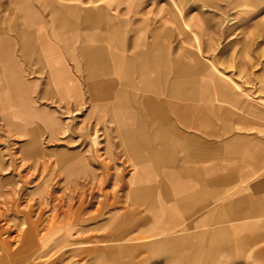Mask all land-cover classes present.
Listing matches in <instances>:
<instances>
[{
  "label": "crops",
  "instance_id": "obj_1",
  "mask_svg": "<svg viewBox=\"0 0 264 264\" xmlns=\"http://www.w3.org/2000/svg\"><path fill=\"white\" fill-rule=\"evenodd\" d=\"M127 1L43 0L35 6L30 0H8L13 10L0 15V112L11 108L20 115L14 126L29 139L20 153L41 156L43 131L52 136L59 126L50 122L57 109L75 115L90 108L99 118V130L107 132L104 145L109 159L139 164L132 172L134 183L125 192L145 212H110L105 220L113 232L110 240L127 239L130 228L140 227L151 239L146 246L158 255L191 247L190 264H216L223 255L249 248L252 257L264 263V222L247 219L253 203L247 193H264V180L249 184V192L224 196L228 178L208 177L224 169L215 160L238 156L246 161L257 153L236 141V135L228 141L207 142L193 132L201 129L218 136L228 129L229 119L241 124L248 117L263 126L264 113L245 106L241 94L222 76L212 77L216 93L205 96L202 91L209 86L197 77L203 64L172 51L166 22L142 17L136 26L131 17L111 11ZM171 18L179 23L175 15ZM8 19L12 21L6 23ZM214 118L225 126L217 127ZM113 149L118 151L115 157ZM145 163L155 164L156 170H144ZM77 167L73 164L72 169ZM217 210L224 213L210 222ZM9 220L12 227L16 225ZM229 220L240 221L226 223ZM56 231L42 233L37 240L30 223L26 230L29 242L37 240L44 247ZM4 236L7 243L17 237ZM67 237L64 234L61 240ZM104 249L100 256L120 248ZM0 263L20 264V260L14 251H0Z\"/></svg>",
  "mask_w": 264,
  "mask_h": 264
},
{
  "label": "rangeland",
  "instance_id": "obj_2",
  "mask_svg": "<svg viewBox=\"0 0 264 264\" xmlns=\"http://www.w3.org/2000/svg\"><path fill=\"white\" fill-rule=\"evenodd\" d=\"M30 1L37 6L43 0ZM84 2L91 4L94 0ZM7 9L9 13L13 7L8 0H0V15ZM111 11L131 17L136 26H140L142 17L166 22L170 28L167 43L172 51L184 52L187 59L192 56L196 63L203 64L205 69L197 77L209 86L202 91L205 96L215 95L212 77L222 76L229 87L241 94L245 106L264 113V0L186 3L176 0L175 5L173 0H144L139 4L128 0ZM174 15L179 25L172 21ZM17 21L21 23L22 19ZM18 115L11 108L0 112V188L5 193L0 195V210L4 213L0 226H4L7 218L16 221L13 227L9 223L6 234L17 236L8 246L19 257L20 264H190L191 247L158 255L146 246L151 239L146 238V232L140 227L130 228L127 239L110 240L113 232L105 221L110 212L125 209L145 212L142 206L132 204L125 192L130 183H134L132 172L139 169V164L109 159L107 145H104L108 141L107 132L99 130V118L90 108L84 107L75 115L57 109L50 122L59 123V126L52 136L43 131L40 138L42 154L38 158L20 153L28 138L14 126L21 120ZM34 121L40 123L38 119ZM213 121L219 128L225 126L221 119L214 118ZM226 126L228 129L218 136L205 134L201 129L193 132L207 142L228 141L236 135V141L249 145L257 153L246 161L238 156L215 160L224 169L221 174H209L208 177H227L228 186L222 194L230 196L237 190L249 192V184L264 180V125L248 117L241 124L229 119ZM115 151L112 150L114 157ZM73 164L78 167L72 169ZM143 166L144 170H156L155 164ZM247 194L253 200L247 219L264 222V193ZM220 212L224 213V210H217L210 222L215 221ZM29 223L37 240L42 233L57 229L50 235L47 247L37 240V243L29 242L24 236ZM64 234L68 237L61 240ZM106 246L120 249L100 256ZM127 247H135V250L122 249ZM28 251L32 252L30 258ZM179 252L180 256H177ZM216 264L264 263L253 258L250 249L245 248L236 249L230 256L223 255Z\"/></svg>",
  "mask_w": 264,
  "mask_h": 264
},
{
  "label": "bare ground",
  "instance_id": "obj_3",
  "mask_svg": "<svg viewBox=\"0 0 264 264\" xmlns=\"http://www.w3.org/2000/svg\"><path fill=\"white\" fill-rule=\"evenodd\" d=\"M174 89V88H173ZM17 125V124H16ZM16 125H15V127H16ZM20 128V127H19ZM35 128V127H34ZM22 131H23V129H21ZM25 132V131H24ZM28 132V131H27ZM38 132V131H37ZM23 133V132H22ZM26 133V132H25ZM39 133V132H38ZM27 136V135H26ZM29 137V136H28ZM27 140H29V139H27ZM31 143H33L32 142V140H31ZM40 143V142H39ZM34 144V143H33ZM32 144V145H33ZM32 147V146H31ZM30 148V147H29ZM27 149V148H26ZM33 149H36V148H33ZM37 150V149H36ZM36 150H34V151H36ZM27 151H28V149H27ZM30 153V152H29ZM39 153V152H38ZM32 155V154H31ZM29 156H30V154H29ZM28 156V157H29ZM33 156V155H32ZM37 156H39L38 154H37ZM40 157V156H39ZM30 158H31V156H30ZM73 167V166H72ZM1 203H3L4 204V201H1ZM6 204V203H5ZM3 212L2 211H0V219H2V216H3ZM3 220H4V218H3ZM2 223V222H1ZM10 223V220L9 219H6L5 220V222H3V227H1L0 226V251H2V252H7L8 250H9V246H8V243L6 242V240H5V234L7 233V231H8V229L10 228L9 227V224ZM11 226V225H10ZM24 236H27V238H29L28 236V232H26L25 234H24ZM8 236L6 235V238H7ZM10 245V244H9Z\"/></svg>",
  "mask_w": 264,
  "mask_h": 264
}]
</instances>
